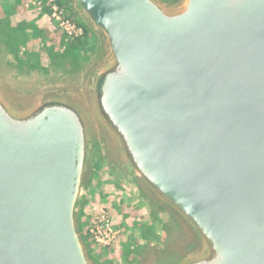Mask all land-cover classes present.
Masks as SVG:
<instances>
[{
  "label": "water",
  "instance_id": "water-1",
  "mask_svg": "<svg viewBox=\"0 0 264 264\" xmlns=\"http://www.w3.org/2000/svg\"><path fill=\"white\" fill-rule=\"evenodd\" d=\"M104 55L73 91L0 83V264H97L102 165L178 230L142 264H264V0H77Z\"/></svg>",
  "mask_w": 264,
  "mask_h": 264
},
{
  "label": "rangeland",
  "instance_id": "rangeland-1",
  "mask_svg": "<svg viewBox=\"0 0 264 264\" xmlns=\"http://www.w3.org/2000/svg\"><path fill=\"white\" fill-rule=\"evenodd\" d=\"M159 1L168 7L183 2ZM54 2L71 24L83 29L81 37L64 35L50 17L47 0H0V83L17 99L77 89L104 55L101 39L84 24L77 0ZM116 172L106 163L92 174L80 229L95 263L142 264L151 244H172L178 230L150 212ZM90 206L109 212L120 231L117 246L103 249L92 242L83 215Z\"/></svg>",
  "mask_w": 264,
  "mask_h": 264
},
{
  "label": "built area",
  "instance_id": "built-area-1",
  "mask_svg": "<svg viewBox=\"0 0 264 264\" xmlns=\"http://www.w3.org/2000/svg\"><path fill=\"white\" fill-rule=\"evenodd\" d=\"M54 23L67 38H78L83 35V29L71 24L64 16V11L58 7L54 0H47ZM88 220V234L92 242L103 249L117 246L119 243L120 231L115 227L112 218L104 208L90 206L84 214Z\"/></svg>",
  "mask_w": 264,
  "mask_h": 264
},
{
  "label": "trees",
  "instance_id": "trees-1",
  "mask_svg": "<svg viewBox=\"0 0 264 264\" xmlns=\"http://www.w3.org/2000/svg\"><path fill=\"white\" fill-rule=\"evenodd\" d=\"M85 33H87V32H85Z\"/></svg>",
  "mask_w": 264,
  "mask_h": 264
}]
</instances>
